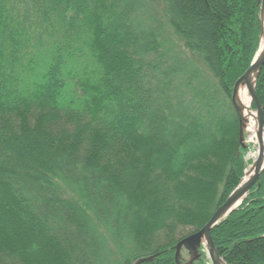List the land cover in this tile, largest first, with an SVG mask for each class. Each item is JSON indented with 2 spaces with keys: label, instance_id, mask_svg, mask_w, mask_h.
Segmentation results:
<instances>
[{
  "label": "trees",
  "instance_id": "16d2710c",
  "mask_svg": "<svg viewBox=\"0 0 264 264\" xmlns=\"http://www.w3.org/2000/svg\"><path fill=\"white\" fill-rule=\"evenodd\" d=\"M263 34L262 0H0V264H179L254 163ZM212 237L264 264V172Z\"/></svg>",
  "mask_w": 264,
  "mask_h": 264
},
{
  "label": "water",
  "instance_id": "95a60500",
  "mask_svg": "<svg viewBox=\"0 0 264 264\" xmlns=\"http://www.w3.org/2000/svg\"><path fill=\"white\" fill-rule=\"evenodd\" d=\"M262 10H263V21H264V0H262ZM264 35V34H263ZM260 50V48H259ZM258 50V52H259ZM258 52L254 58V61L251 65V67L245 72V74L238 80L236 83V86L234 88L233 92V103L235 105V108L239 114V120H240V144L247 148L249 147L247 140H246V133H245V126H246V118L244 117L243 111L241 107L236 102V95L238 92V88L240 84L244 81H247L249 78V75L252 71L258 70L257 78H256V85L258 76L262 70V67L264 65V52L263 54L258 57ZM256 85L255 88H251V94L252 99L255 105L257 106V110L259 113V126L260 129L258 131V138L260 140V152H259V158L255 162L256 172L255 174L249 179L248 182L243 184L242 182L236 187V189L230 194L228 199L225 201L223 205H221L213 214L211 219L208 221V223L199 231L194 232L184 239H182L178 245H177V251H176V260L180 264V254L183 247L188 248L191 252H194L195 254H198L199 248L201 246H204L207 250V254L209 258L212 261V264H220V259L223 260V258L220 257L218 250L216 248L214 239L212 237V229L218 225L222 220H224L232 211L238 208L239 205L242 204L243 200L248 195L251 188L260 181V176L264 172V165H263V157H264V146L262 145L263 141V134H262V128L264 126V114H263V107L260 103V100L258 98L257 92H256ZM244 179V178H243ZM242 179V181H243ZM244 197V198H243ZM243 198L242 202L240 204L236 203ZM142 259L141 261H143ZM224 261V260H223ZM194 260H191L189 264H193ZM226 264V263H225Z\"/></svg>",
  "mask_w": 264,
  "mask_h": 264
},
{
  "label": "bare ground",
  "instance_id": "6f19581e",
  "mask_svg": "<svg viewBox=\"0 0 264 264\" xmlns=\"http://www.w3.org/2000/svg\"><path fill=\"white\" fill-rule=\"evenodd\" d=\"M264 52V35L262 36L260 50L258 52V57H260ZM258 70H254L249 75L247 81H244L240 84L238 88V92L236 95V102L241 107L244 117L246 118V140L252 147L251 158L254 160V163L250 164L246 169L245 177L242 181L243 184L249 181L251 177L256 172L255 162L259 158L260 152V140L258 138V131L260 129L259 126V113L258 110L252 107V94L251 88H255L256 78H257ZM263 141L262 145L264 146V126L262 128ZM263 165H264V157H263ZM244 198V197H243ZM241 198L237 203L240 204L243 200ZM220 264H225L223 260L220 259Z\"/></svg>",
  "mask_w": 264,
  "mask_h": 264
},
{
  "label": "rangeland",
  "instance_id": "374dc122",
  "mask_svg": "<svg viewBox=\"0 0 264 264\" xmlns=\"http://www.w3.org/2000/svg\"><path fill=\"white\" fill-rule=\"evenodd\" d=\"M183 48V47H182ZM253 104H254V102H252V107H253ZM255 109H257V108H255ZM249 144V143H248ZM249 149H250V151H249V153H248V156H247V159H252L251 158V151H252V147H251V145L249 144ZM182 254H181V256L180 257H183L185 260H187V261H189V260H191L192 258H193V252H191V251H187V248L186 247H183L182 248Z\"/></svg>",
  "mask_w": 264,
  "mask_h": 264
}]
</instances>
